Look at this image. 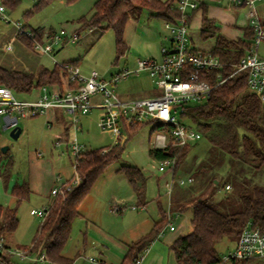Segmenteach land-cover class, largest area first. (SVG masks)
<instances>
[{
    "label": "rangeland",
    "instance_id": "obj_1",
    "mask_svg": "<svg viewBox=\"0 0 264 264\" xmlns=\"http://www.w3.org/2000/svg\"><path fill=\"white\" fill-rule=\"evenodd\" d=\"M0 1L2 2V0ZM39 2L40 0H20L14 9L3 4L6 9L5 16L8 18L7 21H4L0 14V67L38 75L43 68L52 69L55 66L53 57L60 64L63 62H77L84 76L96 72L107 81H111L114 76L126 70L132 71V74L122 78L114 86L115 93L123 100L158 94L159 91L148 71L134 72L139 60L160 59L162 48L170 47V43L165 40V37L169 36V32L165 28L164 20L151 17L148 10H144L140 17L132 14L124 32L128 49L121 56L117 53L114 33L112 31L101 33L99 29L81 31L78 41L62 44L63 46L56 45L51 54L52 56L40 55L21 41L15 27L16 23H19L28 32H31V29H44L46 35L49 32L59 33L61 30L71 34L78 31L80 28L78 20L91 13L96 0H78L74 3H69L68 0H49L47 4L36 10V5ZM223 6L229 8L226 1ZM256 10L261 23L264 24V0L256 3ZM30 11H33V13L26 17L25 15ZM233 11L235 10L233 9ZM247 12V8L242 9L239 12V18L243 17L244 14L247 16ZM214 43L215 39L207 42V44ZM9 45H11V49L8 48ZM263 52L264 43L260 47V53ZM247 91L250 92L248 88ZM35 94L33 92L32 94H18L16 96L18 99L29 100L35 98ZM196 104L198 103L192 101L185 104L184 109ZM100 113L102 114L99 110H93L86 117H82V129L78 133L71 131L68 135L64 134L60 124L49 127L46 117L43 116L21 120L18 126L22 130V135L17 140L11 137L12 130H5L0 122V149L8 147L9 152L5 161H12L7 176V180H10L11 189L6 194L3 182L1 203L3 206L10 208L17 207V202L11 194L12 187L17 182L28 183L31 189L30 197L18 206L19 226L14 233L6 234L4 238L6 245L11 248L32 245L44 219L33 216L31 211L47 209L55 199L51 195V190L59 188L75 177L74 164L76 157L70 149L72 143L76 141L83 152L110 148L116 144L114 137L98 126ZM178 115V119L180 117L181 121L190 124L186 114L180 112V108ZM152 127L151 124L144 125L132 136L118 162L112 164L103 172L96 180L89 197L83 201V205L80 207L83 217L77 216L74 218L71 237L65 247L66 256L74 261L73 264H90L87 260L89 258L95 259L98 263L102 259V242L110 245L109 239L98 240L96 237L94 239L93 236H88L87 224L89 219L95 217L98 220L100 214L101 219H104L105 229L107 228L115 241L130 245L133 243L132 240L135 239V235L131 234L132 230L130 229L132 225L136 224L134 215H137L138 212L151 213L154 219L159 222L162 218L161 207L166 212L169 209L174 211L175 218L172 225L176 230L171 231L169 225L164 228L160 239L153 246L160 251V258H155V261L150 262V264H177L173 252L170 251V245L178 237L191 231L193 216L191 208L182 211L179 209L183 205L190 204L195 197L193 191L197 190L200 178H197V182L193 183H188V179L195 172V164L200 165L207 158L211 145L205 137L193 143L188 156L178 167L176 175L173 177L174 174L168 168L166 171L161 172L159 170L160 162L149 156V149L152 148L154 138ZM60 135H63V139L58 141L60 144H57V137ZM125 135L126 133L123 135V139ZM226 160L225 163L231 164V161ZM123 165L143 169V173L147 178L148 211L131 212L126 210L120 216L112 212V207L117 206L116 203L120 202L121 198L124 197L130 202L131 199L129 198L133 194L126 175L117 171ZM225 168L222 175L224 177L230 176L229 165H226ZM234 170V173H236V168ZM262 173V175L254 178L255 183L264 185V170ZM171 177L178 184H175L176 187L172 188V193L167 194L166 183L171 182ZM226 177L220 187L222 190L214 198V204H217L226 193L225 181L229 179V177L228 179ZM57 178H61L62 181L58 183ZM180 180H186L187 183L180 185ZM226 183L228 182L226 181ZM213 186L210 184L204 186V198L210 200L214 190ZM159 197L161 203L157 201ZM132 201H134V204L128 203L127 207L138 206L137 199ZM99 204H106L107 212L106 207ZM177 210L181 211L178 217ZM234 247L235 242L226 238L216 244V250L222 259L228 257L233 252ZM147 251L144 253L140 264L148 255ZM107 264L121 263L115 259L113 262L107 261ZM227 264L230 263L227 262ZM248 264H264V260Z\"/></svg>",
    "mask_w": 264,
    "mask_h": 264
},
{
    "label": "trees",
    "instance_id": "obj_2",
    "mask_svg": "<svg viewBox=\"0 0 264 264\" xmlns=\"http://www.w3.org/2000/svg\"><path fill=\"white\" fill-rule=\"evenodd\" d=\"M78 0H68L74 3ZM4 5L14 9L20 0H2ZM49 0H40L37 8L47 4ZM177 0H96L91 13L78 20L79 35L81 31L99 29L101 33L112 31L116 39V49L119 56L127 49L124 32L132 14L140 17L144 10H148L151 17L161 18L165 22H175L179 17L176 6ZM205 8V7H204ZM201 35L204 40L216 37V46L212 55L219 57L223 64V76L231 75L240 60L250 49L255 29L248 24L244 28V38L236 41L229 40L219 34V26L203 11ZM33 11L28 12L29 16ZM194 13L190 15V19ZM261 22V21H260ZM264 28V24L261 23ZM33 37L42 42L44 38H51L55 32L47 35L44 29H31ZM21 41L33 49V38L25 34L18 35ZM77 64V62H71ZM218 71L206 75L210 83H216ZM61 68L55 65L52 69L43 68L38 75L4 69L0 67V85L11 88L18 94H30L35 89L46 85L60 83ZM248 71L235 74L223 84L217 86L210 98L204 103L190 105L186 109V117L205 137L211 145V150L202 163L195 164L194 182L200 178L194 198L188 205L179 210L191 208L192 229L178 237L171 245L177 264H219L223 261L216 250V244L226 238L235 243L247 226L259 228L264 233V185L255 183V177L262 175L264 170V107L258 95L248 92ZM188 113V114H187ZM152 120L138 124L135 127H126L123 142H118L110 148L95 149L83 152L76 158V171L81 177L80 184L62 196L55 197L47 208V215L41 224L31 246H19L27 256L33 257L45 253L51 264H73V260L63 253L71 237L72 222L80 214L83 201L90 194L96 180L112 164L121 158L127 142L144 125L151 124ZM166 125L157 124L152 133L165 129ZM191 146L172 147L167 150L149 149V156L156 161L168 158L176 159L172 171L175 177L178 167L185 161ZM0 149V178L5 189L10 190V180H7L9 167L12 161L6 162L8 156ZM230 163H225V161ZM229 165L230 176H225L226 190L221 200L214 204L216 194L222 190L221 184L225 178L223 170ZM236 168V173H234ZM234 170V171H233ZM126 175L136 195L138 207L146 205L147 178L138 167L121 166L118 169ZM233 176V178H232ZM206 184L214 185L210 200L204 198L203 190ZM235 187V189H234ZM172 193V192H171ZM17 202L16 208L0 205V242L6 234L14 233L19 226L18 206L31 195L28 183H15L11 190ZM161 220L156 222L152 231L141 239L133 242L126 253L122 264H139L141 257L157 240L160 233L168 224L167 212L162 208ZM4 245L0 252V264H35L30 260L21 259L8 250ZM264 259H231L230 264H248Z\"/></svg>",
    "mask_w": 264,
    "mask_h": 264
},
{
    "label": "built area",
    "instance_id": "obj_3",
    "mask_svg": "<svg viewBox=\"0 0 264 264\" xmlns=\"http://www.w3.org/2000/svg\"><path fill=\"white\" fill-rule=\"evenodd\" d=\"M227 1L230 7L248 9L247 19L255 29L250 49L246 51L231 75L223 76L221 72L223 64L219 57L212 53L199 51L191 43L190 12L197 9L198 3L193 0H177L179 17L173 23L165 22V28L169 32L167 41L170 43V47L162 48L160 59L139 60L134 72L148 71L159 91L158 94L151 97L123 100L115 93L114 86L119 80L132 74V71L126 70L114 76L111 81H107L96 72L84 76L78 65L62 63L59 64L61 68L60 83L45 86L41 93L33 99H18L16 96L18 93L0 85V122L2 127L5 130H12L19 125L21 120L37 118L53 111L66 114L70 126L78 131L80 129L79 120L82 116L88 115L93 110H100L102 115L98 126L119 139V142L126 133V127H135L140 123L152 120V129L157 124L166 125L165 129L154 132L153 149L183 148L201 140L202 135L194 126L184 123L180 117V120L178 119L179 108L180 112L184 114L186 112L185 104L192 101L206 102L217 86L243 71H248V89L251 93L259 96L264 107V55L260 53V47L264 43V28L256 10V3L260 0ZM5 10L0 1L2 20L7 21ZM15 27L18 30V35L25 34L33 38V49L40 55H51L56 45L74 43L80 39V35L76 32L68 34L65 30H61L53 37L40 42L33 37V33L26 31L19 23H16ZM8 48L11 49V45ZM213 71H218L215 84L205 79V76ZM48 126L50 127V124ZM70 149L76 158L83 153V149L77 142L72 143ZM76 165L75 162V177L59 188L52 189L53 197L63 195L80 184L81 177L76 171ZM175 165V157L168 158L160 161L159 170L164 172L168 168L173 171ZM61 181V178H57L58 183ZM193 182L194 178L190 177L188 183ZM186 183V180L179 181L180 185ZM230 189V185H227L226 190ZM171 192L172 187H170L169 194ZM131 209L136 210L137 207L133 206ZM126 210L123 206L112 207L114 213H123ZM31 214L45 219L47 209L32 210ZM167 218V225L171 231H174L175 227L172 225V221L175 214L170 209L167 212ZM3 249L2 240L0 252ZM8 252L35 264H51L45 253L29 257L19 248H10ZM143 257L144 255L140 262ZM253 258L264 259V233L259 228L249 225L240 234L233 252L228 257H224L219 264H227L231 259Z\"/></svg>",
    "mask_w": 264,
    "mask_h": 264
},
{
    "label": "crops",
    "instance_id": "obj_4",
    "mask_svg": "<svg viewBox=\"0 0 264 264\" xmlns=\"http://www.w3.org/2000/svg\"><path fill=\"white\" fill-rule=\"evenodd\" d=\"M161 1H166V0H161ZM193 1L198 3V7L194 11L190 12V15L192 13H194L190 19V23H191L190 24V38H191L192 45L197 50L205 52V53H212V50L216 46V42H217L216 37L210 38L208 40H204L202 38L201 29H202L204 9L207 10L208 17L210 19H213L216 22V25L219 26V28H220V31L218 32L219 34L225 36L229 40H234V41L244 38V28L249 24V21L247 19L246 14H244L243 17L239 18V12L244 8L230 7L227 0H223L224 2L220 1V0H193ZM225 1H226V4L228 5L229 8H226V6H223V3H225ZM233 9L235 11H233ZM46 39L47 38H44V40H46ZM211 39H215V43L214 44H207V42ZM165 40H167V37H165ZM262 54L264 55V52ZM50 56H52V55H50ZM52 59H53L55 65L59 66L60 63L56 62L55 58L52 57ZM63 63H71V62H63ZM76 65L79 66L78 63ZM44 87H42L40 89H35L30 94L35 92L36 93L35 95L37 97L41 93V91L43 90ZM37 91H38V93H37ZM101 115L102 114L100 113V116L98 117L99 119H100ZM86 116L87 115H85V117ZM43 117H46L47 124H50V127H53L54 124H60L62 130L64 131V134L68 135L71 131L78 133V131H80L82 129L81 119L84 116H82L79 120V128L80 129L78 131L75 130L72 126H70L69 119H68L67 115L62 113V112L59 113V112L50 111L46 115H44ZM99 119H98V123H99ZM21 135H22V132H21ZM62 139H63V135L58 136L57 137V144H60L58 141L62 140ZM114 139L116 141L115 143L117 144L119 142V139H116L115 137H114ZM122 139H123V137L120 139V142H122L124 140V139L123 140ZM125 166H128V165H125ZM141 170L143 171V169H141ZM173 179L174 178L171 179V182L166 183V189H167L166 193L167 194H169L170 187H172V188L176 187L175 184H178ZM128 182H129V180H128ZM2 190H3V180L0 178V199H2V194H1ZM132 191H133V189H132ZM4 192L6 194H8L9 190H5V188H4ZM88 197H89V195H88ZM129 199H131L130 202H128L123 197L120 199V202H118L116 204H117V206H123L124 208H126L127 210H130L131 212H133V211L134 212H138V211L142 212V210L148 211V203L149 202L147 199V195H146V205H144L142 207L135 206V207H137L136 210H132L131 208L127 207L128 203L134 204V201H132V200L137 199L134 191H133V194L130 196ZM14 200H15V198H14ZM157 201H158V203H161L160 197L157 199ZM0 205H3L1 203V200H0ZM82 205H83V203H82ZM99 205H101L102 207H106V204H99ZM6 207H8V206H6ZM131 207H133V206H131ZM170 211L172 213H174V211L172 209H170ZM106 212H107V207H106ZM180 212L181 211H178V210L176 211L177 217L179 216ZM123 214H124V212L123 213H116L117 216H120ZM81 216L83 217V214L81 213V210H80L79 217H81ZM134 216H135L134 220H135L136 224H134L130 227V229L132 230L131 234L135 235V239H133L132 242H134L135 240L137 241V240L141 239L142 237L146 236L147 234H149L152 231V229L154 228L153 226H155V224L157 222V220L154 219V217L152 216L151 213L146 214V213H139L138 212V214L134 215ZM94 218L95 217L91 218L92 220L89 219L88 224H87L88 226L86 225L88 227V230H87L88 236L89 237L93 236V238L96 237L98 240L104 239V238H106V240L109 239L110 245H108L106 242H105V244H104V242H102L103 243L102 244V251H101L102 259L97 263V261L95 259L89 258V259H87L88 262L90 264H107V261L113 262V261H115V259H117L118 262L122 264L123 260L126 256V253L128 251V248L131 244L130 245L129 244L124 245L123 243L115 241V239L111 236V233L107 230V228L105 229V225H103L104 219H101L100 214H99L98 220H96V218L95 219ZM160 237H158L157 240L151 244V246L149 247L150 249H148V252H147L148 255L144 258L143 263H141V264H150V262L153 263L152 261H155V258H160V254H159L160 251L156 250L155 249L156 247H153L155 245V243L160 239ZM3 243H4V240H3ZM4 245H6V244L4 243ZM114 248H115V251H114ZM65 252L66 251L64 249L63 253L66 256ZM66 257H68V256H66Z\"/></svg>",
    "mask_w": 264,
    "mask_h": 264
},
{
    "label": "water",
    "instance_id": "obj_5",
    "mask_svg": "<svg viewBox=\"0 0 264 264\" xmlns=\"http://www.w3.org/2000/svg\"><path fill=\"white\" fill-rule=\"evenodd\" d=\"M21 132H22L21 128L19 126H17L16 128L12 129V131H11V137L14 140H17L20 137ZM1 150L5 154V153H7V151L9 150V148L8 147H3Z\"/></svg>",
    "mask_w": 264,
    "mask_h": 264
}]
</instances>
